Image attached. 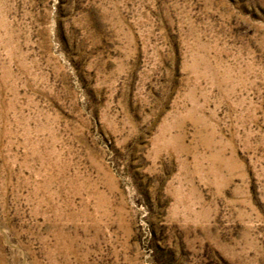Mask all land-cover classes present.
Instances as JSON below:
<instances>
[{"label":"rangeland","instance_id":"rangeland-1","mask_svg":"<svg viewBox=\"0 0 264 264\" xmlns=\"http://www.w3.org/2000/svg\"><path fill=\"white\" fill-rule=\"evenodd\" d=\"M0 264H264V0H0Z\"/></svg>","mask_w":264,"mask_h":264}]
</instances>
